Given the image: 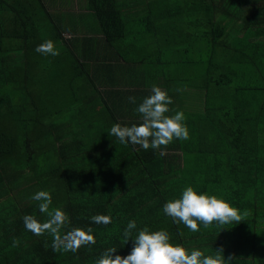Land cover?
<instances>
[{"label": "trees", "instance_id": "16d2710c", "mask_svg": "<svg viewBox=\"0 0 264 264\" xmlns=\"http://www.w3.org/2000/svg\"><path fill=\"white\" fill-rule=\"evenodd\" d=\"M45 40L58 56L35 51ZM152 84L184 112L189 139L119 143L110 128L139 122ZM186 186L238 209L240 223H173L163 205ZM41 190L95 244L53 251L48 232L26 230L25 215L47 219L31 199ZM132 219L133 236L165 230L189 252L223 246L232 264H264V0H0V264L127 256Z\"/></svg>", "mask_w": 264, "mask_h": 264}, {"label": "clouds", "instance_id": "9594fccd", "mask_svg": "<svg viewBox=\"0 0 264 264\" xmlns=\"http://www.w3.org/2000/svg\"><path fill=\"white\" fill-rule=\"evenodd\" d=\"M42 55L58 56L52 40H45L35 49ZM177 92L180 89H176ZM128 101L136 104V97L129 96ZM173 103L168 93L156 84H152L149 94L145 96L135 109L139 115L138 123L130 126H122L115 123L110 128L109 135L114 136L123 145H138L143 150H160L174 140L189 139V132L184 123L185 115L181 110L170 109ZM174 112L173 115H166ZM164 155V152H160ZM33 201L38 202L37 207L41 214H45V222H39L34 215H25L22 220L26 230L36 236L48 232L53 237V251L63 250L64 252L76 253L81 246L95 244L92 229L87 230L79 227H68L70 219L60 208H50L52 197L49 191H38L31 196ZM163 213L170 217L173 223H182L190 231H199V224L208 228L213 222L223 226L241 221L239 210L232 207L223 199L207 193L198 194L192 186H186L179 198L167 201L163 205ZM246 214V213H245ZM91 222L95 224L108 225L112 222L107 215H94ZM68 228L66 232L62 230ZM137 229L134 219L129 220L122 232L125 244L130 240L132 247L127 256L115 255L116 247L105 249L95 260V264H232L236 257L229 255L227 259L223 256V246L214 251V255H205L201 250L185 249L183 246L170 242L167 231H151L148 227ZM12 246H19V240L13 238ZM252 260L251 257H249Z\"/></svg>", "mask_w": 264, "mask_h": 264}]
</instances>
